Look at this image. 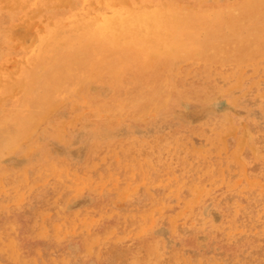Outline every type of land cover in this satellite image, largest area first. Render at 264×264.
<instances>
[{
  "label": "rangeland",
  "instance_id": "rangeland-1",
  "mask_svg": "<svg viewBox=\"0 0 264 264\" xmlns=\"http://www.w3.org/2000/svg\"><path fill=\"white\" fill-rule=\"evenodd\" d=\"M0 264H264V0H0Z\"/></svg>",
  "mask_w": 264,
  "mask_h": 264
},
{
  "label": "bare ground",
  "instance_id": "bare-ground-1",
  "mask_svg": "<svg viewBox=\"0 0 264 264\" xmlns=\"http://www.w3.org/2000/svg\"><path fill=\"white\" fill-rule=\"evenodd\" d=\"M92 1H93V0H92ZM121 1H123V0H121ZM128 3H129V2H128ZM124 4H125V3H124ZM148 4H149V3H148ZM125 5H126V4H125ZM126 6H127V5H126ZM154 6H155V5H154ZM158 6H159V5H158ZM148 7H149V6H148ZM148 7L146 6V8H148ZM151 7H152V6H151ZM155 7H156V6H155ZM124 8H126V7H124ZM127 8H128V7H127ZM146 8H145V10H146ZM128 9H129V8H128ZM128 9H125V10H128ZM134 9H135V8H133V10H134ZM137 9H139V8H137ZM161 9H162V8H161ZM88 10H91V9H88ZM130 10H132V9L130 8ZM169 10H170V9H169ZM134 11H135V10H134ZM172 11H173V10H172ZM130 12H131V11H130ZM174 12H175V10H174ZM156 13H157V12H156ZM159 13H160V12H159ZM91 14H92V13H91ZM130 14H132V13H130ZM166 14H167V13H166ZM166 14H165V16H166ZM170 14H171V13H170ZM174 14H175V13H174ZM172 15H173V14H172ZM87 16H88V14H87ZM87 16H86V17H87ZM175 16H176V15H175ZM78 17H79V16H78ZM129 17H130V15H129ZM163 17H164V16H163ZM83 18H84V15H83ZM170 18H171V17H170ZM174 18H175V17H174ZM77 19H79V18H77ZM158 19L160 20V18H158ZM83 20H84V19H83ZM100 20H101V19H100ZM159 20H158V22H160ZM166 20H167V19H166ZM172 20H173V18H171V21H172ZM76 22H77V21H76ZM83 22H84V21H83ZM89 22H90V21H89ZM167 22H168V20H167ZM86 23H87V21H86ZM156 23H157V22H156ZM162 23H163V21H162ZM172 23H173V21H172ZM157 24H159V23H157ZM78 25H79V24H78ZM84 25H86V24H84ZM84 25H83V26H84ZM145 25L149 26L150 24L148 25V24L145 23ZM159 25H161V24H159ZM162 25H163V24H162ZM119 26H120V25H119ZM153 26H154V25H153ZM164 26H166V25H164ZM88 27H90V26H88ZM88 27H87V28H88ZM137 27H138V26H137ZM137 27H136V28H135V27H131V28H132V29L135 28V29L137 30ZM76 28H77V27H76ZM87 28H86V29H87ZM123 28H124V26H123ZM153 28H155V27H153ZM161 28H162V27H161ZM165 28H166V27H165ZM73 29H74V28H73ZM91 29H92V28H91ZM132 29H131V30H132ZM62 30H63V29H62ZM79 30H80V28H79ZM84 30H85V28H84ZM138 30H139V29H138ZM154 30H156V28H155ZM91 31H92V30H91ZM165 31H168L167 28H166ZM77 32H80V31H77ZM125 32H126V31H125ZM141 32H142V31H141ZM155 32H157V31H155ZM121 33H122V32H121ZM127 33H128V32H127ZM142 33H143V32H142ZM160 33H161V32H160ZM160 33H157L158 36H159V35L161 36ZM163 33H164V32H163ZM168 33H169V32H168ZM168 33H167V34H168ZM98 34H99V33H98ZM117 34H118V33H117ZM128 34H129V33H128ZM136 34H137V33H136ZM157 34H156V35H157ZM87 35H88V34H87ZM93 35H94V34H93ZM133 35H134V34H132L130 37H132ZM138 35H139V33H138ZM142 35H143V34H142ZM150 35H151V33H150ZM48 36H49V35H48ZM101 36H102V35H101ZM105 36H106V35H105ZM147 36H148V35H147ZM152 36H154L153 33H152ZM98 37H99V36H98ZM135 37H136V36H134V37H132V38L135 39ZM137 37H138V36H137ZM143 37H144V36H143ZM143 37H142V38H143ZM59 38H60V37H59ZM126 38H127V36H125V39H126ZM110 39H111V36H110ZM113 39H114V38H113ZM115 39H116V38H115ZM143 39H144V38H143ZM149 39H150V38H149ZM127 40H128V39H127ZM135 40H136V39H135ZM146 40H147V38H146ZM54 41H55V40H54ZM116 42H117V40L115 41V43H116ZM127 42H129V40H128ZM127 42L125 41V43H127ZM43 43H44V42H43ZM110 43H111V41H110ZM118 43H119V42H118ZM165 43H166V42H165ZM113 44H114V43H113ZM122 44H123V43H122ZM44 45H45V44H44ZM111 45H112V44H111ZM130 45H131V44H130ZM173 45H174V44H173ZM114 46H115V45H114ZM160 46H161V45H160ZM164 46H165V45H164ZM137 47H138V46H137ZM141 47H143V46H141ZM44 48H45V47H44ZM139 48H140V47H139ZM158 48H159V47H158ZM169 49H170V48H169ZM174 49H175V48H174ZM152 51H153V50H152ZM174 51H175V50H174ZM160 52H161V50H160ZM148 53H149V51H148ZM155 53H156V52H155ZM165 53H166V52H165ZM147 55H148V54H147ZM148 56H150V55H148Z\"/></svg>",
  "mask_w": 264,
  "mask_h": 264
}]
</instances>
